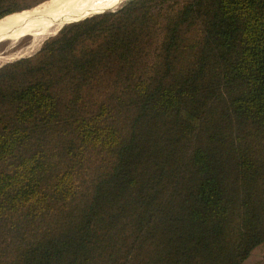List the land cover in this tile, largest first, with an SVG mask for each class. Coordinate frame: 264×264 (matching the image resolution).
Listing matches in <instances>:
<instances>
[{"label":"trees","instance_id":"1","mask_svg":"<svg viewBox=\"0 0 264 264\" xmlns=\"http://www.w3.org/2000/svg\"><path fill=\"white\" fill-rule=\"evenodd\" d=\"M23 10L0 0V24ZM262 243L264 0H126L0 67V264Z\"/></svg>","mask_w":264,"mask_h":264},{"label":"bare ground","instance_id":"2","mask_svg":"<svg viewBox=\"0 0 264 264\" xmlns=\"http://www.w3.org/2000/svg\"><path fill=\"white\" fill-rule=\"evenodd\" d=\"M123 1L124 0H47L1 23L0 42L5 40L16 41L20 39L24 41V38L31 37L34 45L47 35L53 34L64 24L87 15L100 14L108 10H113Z\"/></svg>","mask_w":264,"mask_h":264},{"label":"rangeland","instance_id":"3","mask_svg":"<svg viewBox=\"0 0 264 264\" xmlns=\"http://www.w3.org/2000/svg\"><path fill=\"white\" fill-rule=\"evenodd\" d=\"M45 1H47V0H17V4L20 6V8L25 9L23 11H26L28 9H31L32 7L34 8L38 5H40L41 3L45 2ZM125 1L126 0H124L115 9H118L119 7H121V5ZM24 7L28 8V9H26ZM23 11H21V12H23ZM108 11H111V10H108ZM21 12H19V13H21ZM15 14H17V13H15ZM96 14H98V13H96ZM92 15H95V14L87 15V16L81 17L79 19H82V18H85L88 16H92ZM79 19H75V20H73L67 24H64L63 26H61V28L57 29L53 34L47 35L46 37H44L43 39H41L39 42L35 43L34 45H33V41H32L31 37H29V38L26 37V39L24 38V41H23V39H20V40H16V41L5 40V41L0 42V57H1L0 58V67L6 63H9V62H12V61L24 58V57H29L31 55L36 54L41 49V47L43 46V44L46 41H48L49 39H52L53 37H55L58 34V32L61 29L66 28V26L70 25V23L77 21ZM80 21H82V20H80ZM245 264H264V243L260 244L259 246H257L252 251L250 258L248 259V261Z\"/></svg>","mask_w":264,"mask_h":264}]
</instances>
